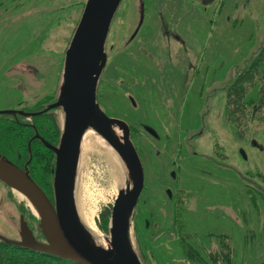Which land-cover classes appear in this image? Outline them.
Listing matches in <instances>:
<instances>
[{
    "label": "rangeland",
    "instance_id": "374dc122",
    "mask_svg": "<svg viewBox=\"0 0 264 264\" xmlns=\"http://www.w3.org/2000/svg\"><path fill=\"white\" fill-rule=\"evenodd\" d=\"M86 1L44 0L49 4L48 9L38 2L37 5H42L40 8L46 10L45 16L41 17L61 18L44 21L38 17L34 52H44L42 40L45 36L38 35L46 25L52 55L57 56L58 62L64 59V49L70 43ZM146 1L149 15L138 38L130 48L120 50L136 26L135 0H123L109 33L108 61L99 89L108 94L110 89L113 92L115 89L110 106L106 105L105 108L107 111L114 108L115 115L132 125V140L144 159L146 179L135 212V246L144 253L145 264H203L183 253L176 229L173 231L171 227L173 221L169 215L163 220L165 217H161L162 212L157 207L161 201L158 190L167 187L163 185L162 172L177 165L179 187L188 199L186 210H180L179 224H183L180 229L198 235V243L210 252L220 250V238L223 236L234 248V264H264V125L255 122L244 126L241 122L240 138L225 118L226 87L264 47V0H226L222 19L213 23L210 30L209 24L199 15L216 17L218 3L205 14L201 6L192 3L195 6L192 9L194 16L189 17L185 0L186 5L178 0ZM173 5L182 9L184 14L180 17L187 16L186 20L190 18L189 30L194 36V46L187 52L175 42L163 44L165 41L162 43L157 35L163 55L159 66H185V72L195 66L194 84L190 92L184 88V92L179 93L178 89L170 92L167 88L172 73L165 72L160 77L161 84L147 79V86L141 85L140 80L135 78L131 90L136 101L134 109L124 97L125 80L128 79V72L124 68L155 66L146 56H141V52L139 54L137 46L141 38L153 39L159 32L154 15L161 12V6L168 15L167 26L177 30L174 20L179 17ZM57 22L60 24L55 25ZM25 39L26 42L20 39L19 49L24 53L26 44L28 52H33L28 43L31 42V35ZM110 45L113 49H109ZM45 58V63L56 78L58 63ZM114 76L115 84L110 81L109 85L108 80ZM152 84L155 86L151 88ZM110 94L113 95L112 92ZM173 94L181 96L171 97ZM105 102L102 100L100 106ZM144 126L153 127L158 137L153 138L145 132ZM122 182L120 167L101 146L95 145L86 159L83 156L78 196L96 210L94 226L101 233L100 215L104 209L112 207ZM14 196L6 186L0 184V231L9 237L7 217L18 216L17 206L26 209L35 225L37 223L27 204L17 201ZM146 199L151 203L148 211L141 206Z\"/></svg>",
    "mask_w": 264,
    "mask_h": 264
},
{
    "label": "water",
    "instance_id": "95a60500",
    "mask_svg": "<svg viewBox=\"0 0 264 264\" xmlns=\"http://www.w3.org/2000/svg\"><path fill=\"white\" fill-rule=\"evenodd\" d=\"M122 1L87 0L65 52L56 102L46 109L57 110L59 143L42 141L55 155L52 199L32 179L28 164L21 169L0 156V183L23 198L45 240L39 242L20 215L13 223L18 239L0 234V242L74 264H145L133 240L136 207L144 189L143 164L128 124L107 116L97 98L109 33ZM197 1L208 5L213 0ZM140 2V20L130 40L143 22ZM147 131L157 137L151 128ZM89 138L113 156L123 176L103 233L83 220L77 205L83 147Z\"/></svg>",
    "mask_w": 264,
    "mask_h": 264
},
{
    "label": "flooded vegetation",
    "instance_id": "af4514ba",
    "mask_svg": "<svg viewBox=\"0 0 264 264\" xmlns=\"http://www.w3.org/2000/svg\"><path fill=\"white\" fill-rule=\"evenodd\" d=\"M142 1H143V11H144L142 25L135 38L133 40H130L131 36L133 35L134 31L138 26L140 20V14H141V2L140 0H135L134 4L136 8V26L132 34L129 36V38L126 40V42L124 43V45L120 50L125 48H130L131 44L134 41H136V39L138 38L143 23L145 22L146 19H148L149 14L147 13V1L146 0H142ZM178 1H182L185 4L183 0H178ZM185 1L188 3V7H189L188 13L190 14L189 17L194 16L193 15L194 11L192 9L195 8V6L192 3L201 6L203 14L207 13L208 11H211L213 9L212 7L218 3V10H216L217 13L216 17H213L212 15H208V16H203L202 14L199 15L201 20H204V22L209 24L208 30L212 28L211 25L213 23L218 22L219 19L222 17L224 7L227 3L226 0H213L210 4L203 5L201 2L197 0H185ZM38 2L43 3V6L46 9L49 8L50 1H48L49 4H46L44 0H0V156L5 157L6 159H8L10 162H12L21 169H24L27 164L29 169V165L32 159L33 147L35 149L37 148L48 149L42 141L50 145L56 146L59 143V139H60V132H58L59 134L56 139L52 138L51 131L46 130L47 127L44 126L45 125L44 122L50 118H57V110L54 109L46 110V109L48 106L56 102L58 81L61 75L64 59L61 58L58 62L57 56L52 55L53 50L50 47L51 46L50 43H48L50 41V36H49V32L47 31L46 25L45 28L41 31V33L38 35V36H42V35L45 36L42 40V44L44 45V52L43 53L34 52V46L37 43L35 42L36 37L34 38V32L36 29V24H37L36 21L38 20V17L44 21H47L49 19L57 20L61 17L57 16L49 19L41 17V16H45L46 10H42L40 8L42 5L41 6L37 5ZM173 8L175 9V12L177 11L178 14L177 18L179 17L178 19L174 20L176 21L175 25L177 30H174V28L173 30H171L170 27L167 26L166 23H169V20L167 19L168 15L161 6V12L158 11L154 15V22L158 23L157 29L159 32H157V34L153 39H149L146 37L141 38L137 46V48L140 50L138 51L137 49L139 54L141 52V56L143 55L146 56L150 62L151 61L154 62L153 64L155 66H141V67L137 66L139 68H136L135 66H125L124 68L128 72V79L125 80L126 95H124V97L127 99L128 103L134 109L136 108V101H135V96L132 95L131 93V90H133L132 89L134 86L133 80L135 78L140 80L141 85L143 84L146 85L147 79L148 80L150 79L151 82L156 81L160 83L161 82L160 77L165 72L172 73V79L170 82H168L170 85L167 86V88L169 89L170 92L174 91L175 89H178L179 93H183L184 88H186V90L190 92V88L194 84V77H195L194 72L196 71L195 66H192L190 69H187V72H185V66H171V67L159 66L161 64V61H163V55L160 52L161 44L158 41V36L161 37L162 43L163 41H165L163 44L166 43L169 45L170 42L171 43L175 42L176 45H180L181 48L182 49L184 48L187 52L192 50V46H194L193 45L194 36L192 33H190L189 30L190 18L188 17V20H186L187 16L184 18L183 16L180 17V15L184 14L181 11L182 9L175 7V5H173ZM119 9L117 11V14L119 12ZM58 24L60 23L57 22L55 25ZM159 25L161 29L159 28ZM221 27H224V24L223 25L221 24ZM225 28H227V26H225ZM30 35H31V42L29 41L28 43L31 44L29 45V47H32L33 52H28L27 45L25 44L24 45L25 50L24 53H22L21 50L19 49L20 39H22V42H26L27 39H25V37L27 36L30 37ZM67 46L68 44L64 49V54L66 52ZM143 47L145 48V50H143ZM153 47H155V49H153ZM109 49H113V46L110 45ZM54 51H56V48ZM41 55H43L42 58ZM45 57L51 59L52 62H54L55 64L58 63V72L56 78H55V73H53L52 69L48 68L47 64L45 63L46 60ZM158 61H160V63H158ZM55 64L53 66H57ZM104 72L98 88L97 98L99 100V105H101L102 100L103 102L106 101L105 105L100 106L102 110L106 113V115H108L111 118L123 120L124 118H121L119 115L114 114L115 113L114 108L111 110L112 112L110 110L107 111V109L105 108L106 105L110 106L109 104L112 102V97L115 96L116 92L115 89L114 92L113 90L110 89L109 94L106 91L104 92L99 91L100 86L103 84L104 81L103 80ZM111 76H113V74H111ZM115 80H116L115 76L113 77V79L108 80L109 85H111V82L114 83ZM154 86L155 85L152 84L151 88ZM129 90L130 92L128 93ZM110 92H112L113 95H111ZM178 96L180 97L181 94L178 95L173 94L171 97H178ZM225 96H227V87H226ZM5 111L9 113L6 114L1 113ZM125 122L128 124L130 128L131 137H132L133 134V130L131 127L132 125L128 121ZM147 128H151L157 134L158 137V133L155 131L153 127L144 126L145 132L151 135L147 131ZM21 133L26 135V139H27L26 140L27 143L26 148L28 150L27 160H24L18 152L19 151L18 142L20 140ZM136 149L141 158L143 169H145L144 159L140 155V150H138L137 147ZM7 151H11L12 153H5ZM176 151H178L177 147H176ZM54 163H55V155H54ZM173 165L174 162L171 164V166L173 167ZM178 167L179 166L176 165L170 170L164 169L161 177H162L163 185H166L167 187L165 188V190L162 189L158 190V194H157L159 195V199L161 200L160 202L157 203L158 209L162 212L161 217L162 218L165 217L163 218L164 220L167 219L169 215L170 220L173 221L171 222L172 226L175 225L176 223L175 220L178 214H180L181 207L184 210H186L185 204L188 201V199H186L187 196L184 197L182 191L183 189L179 187V176L177 174V171H179ZM197 171L201 173H205V171L203 170L198 169ZM181 191L183 197H181L182 204L179 205L180 199L178 197V193ZM17 204L19 203L17 202ZM150 204H151L150 201L147 199L141 202V206L145 207L147 211L148 208H150ZM137 209H138V205L136 207V212ZM16 210H17L16 214L18 216L10 215L7 217V223L9 224L7 228L11 239L14 240L18 239V232L14 228L13 223H18L20 215H22L25 222L32 230L35 238L39 242H43L45 239L43 235L36 229L34 220L29 216L27 210L24 208L22 209L21 207L18 206ZM148 214H150V216L152 217V214L150 212H148ZM134 220L136 227L137 225L136 213ZM0 234L9 237V235L5 234L3 231H0ZM139 249L143 261L147 263L144 253L142 252L141 248Z\"/></svg>",
    "mask_w": 264,
    "mask_h": 264
},
{
    "label": "trees",
    "instance_id": "16d2710c",
    "mask_svg": "<svg viewBox=\"0 0 264 264\" xmlns=\"http://www.w3.org/2000/svg\"><path fill=\"white\" fill-rule=\"evenodd\" d=\"M225 118L231 126V129L237 137H240L239 128L241 122L244 126L255 122L264 125V47L259 54L255 56L248 66L240 71L227 87V96L225 103ZM47 131H51L52 138H57L59 126L57 118L47 119L45 122ZM54 134V136H53ZM241 138V137H240ZM26 135L20 134L18 142L19 154L24 160L28 159V150L26 148ZM5 153H12L7 151ZM54 163V154L49 149L32 150V159L29 165V172L32 179L43 189V191L52 199V178L51 167ZM181 205L182 192L178 193ZM185 197V195H184ZM180 210H184L182 207ZM111 208L102 211L99 221L100 228L107 232L108 219ZM178 239L184 254L199 260L203 264H234V248L228 240L220 238L221 248L217 252H210L198 243V235L190 234L186 229H180L179 214L175 220ZM154 224V223H153ZM137 230V225L135 227ZM226 237V236H225ZM0 264H74L56 257L43 255L17 248L0 242Z\"/></svg>",
    "mask_w": 264,
    "mask_h": 264
},
{
    "label": "bare ground",
    "instance_id": "6f19581e",
    "mask_svg": "<svg viewBox=\"0 0 264 264\" xmlns=\"http://www.w3.org/2000/svg\"><path fill=\"white\" fill-rule=\"evenodd\" d=\"M96 142L94 141L93 138H89L87 139V141L84 144L83 147V156L84 159L87 158V156L91 153V151H93V149L95 148ZM17 201H21L23 202V198L21 196H19L18 194H16L14 196ZM78 209H79V213L81 215V217L83 218V220L93 229H96V227L94 226V217L96 216V210L95 209H91L89 206L86 205V203L78 196Z\"/></svg>",
    "mask_w": 264,
    "mask_h": 264
}]
</instances>
